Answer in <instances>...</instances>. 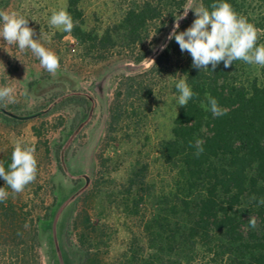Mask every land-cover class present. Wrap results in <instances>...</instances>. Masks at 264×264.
Here are the masks:
<instances>
[{"label": "rangeland", "instance_id": "rangeland-1", "mask_svg": "<svg viewBox=\"0 0 264 264\" xmlns=\"http://www.w3.org/2000/svg\"><path fill=\"white\" fill-rule=\"evenodd\" d=\"M133 1L81 0L84 30L103 35ZM199 6L200 0H188L185 8ZM0 9L29 19L34 39L42 37V29L40 43L60 56V68L50 74L31 50L20 52L0 39V84L14 87L16 96L15 103L0 106V163L9 171L17 142L34 146L38 161L36 180L21 193L0 178V187L9 193L0 202V264H23L24 258L28 264H82L73 224L85 211L96 236L107 233L103 243L112 246L103 245L100 252L113 260L140 231V221L119 208L134 167L148 164L149 184L168 181L158 147L172 137L182 108L177 74L183 77L182 69L192 59L175 41L158 61L174 40L167 38L176 21L160 32L153 28L133 54L122 44L87 55L72 32L49 25L54 11L68 9V0H0ZM193 10L180 21L179 31L197 18ZM141 54L146 57L138 62ZM129 78L140 91L132 100L137 116L129 122L125 114L121 124L110 128L116 97L120 93L124 99Z\"/></svg>", "mask_w": 264, "mask_h": 264}, {"label": "trees", "instance_id": "trees-1", "mask_svg": "<svg viewBox=\"0 0 264 264\" xmlns=\"http://www.w3.org/2000/svg\"><path fill=\"white\" fill-rule=\"evenodd\" d=\"M80 1L68 0L67 11L74 22L79 21L72 34L87 55L122 44L133 54L153 28L160 32L173 24L188 2L133 1L100 36L84 30ZM217 2L221 0H200L209 11ZM222 2L264 29V0ZM174 44L175 40L158 61ZM259 44H264V34ZM145 57L141 54L137 61ZM182 73L198 95L181 108L171 139L158 147V159L168 174L166 185L147 183L148 164L134 167L122 187L119 208L140 221V231L113 260L109 253L103 257L100 252L101 246H112L109 241L103 243L107 233L96 236L89 213L78 214L73 225L84 253L82 264H264V204H259L264 198V67L237 60L228 68L221 62L212 71L211 65L194 68L189 59ZM139 92L129 78L126 98L121 100L120 93L116 97L110 128L121 124L125 114L126 120H134L132 100ZM209 96L226 114L212 115ZM198 139L203 141V152L197 156ZM251 216L257 219L255 228L249 225ZM23 264H28L25 258Z\"/></svg>", "mask_w": 264, "mask_h": 264}, {"label": "clouds", "instance_id": "clouds-1", "mask_svg": "<svg viewBox=\"0 0 264 264\" xmlns=\"http://www.w3.org/2000/svg\"><path fill=\"white\" fill-rule=\"evenodd\" d=\"M211 9L209 11L203 6L194 10L185 8L183 14L176 19L167 39L169 41L174 39L182 52L186 51L191 55L194 68L208 69V65H211L214 71L221 62L224 63L225 68H228L237 60L264 67V44L257 46L259 36L264 34V29H259L250 23L247 17L237 13L228 2L221 0L213 3ZM189 10H193L197 18L187 30L179 31L180 21L187 17ZM78 24L79 21L74 22L65 9L54 11L49 21L50 27L62 28L67 33H71ZM41 32L42 37L34 39L36 31L29 27V19L17 12L10 13L0 9V39L5 41L7 46H16L20 52L31 50L39 59L40 65L50 74H55L60 68V56L40 43V40L44 39L42 29ZM164 47L166 45L162 46L161 50ZM177 76L179 80L176 89L180 93L178 104L184 107L194 95L198 94L193 92L185 76L181 77L179 74ZM208 101L214 117L226 114L227 110L221 109L214 97L209 96ZM15 102V88L8 84H0V106L6 107L7 104ZM202 145V140H196L197 156L203 152ZM11 160L7 172L3 163H0V178H3L6 186L14 193H21L27 185L36 180L38 171L36 148L17 142ZM8 195L6 188L0 187V202L5 201ZM252 199L257 198L253 196ZM259 204H264V198L259 200ZM249 225L252 228L257 226L255 216L249 218ZM25 227L27 228L28 225L25 224Z\"/></svg>", "mask_w": 264, "mask_h": 264}]
</instances>
